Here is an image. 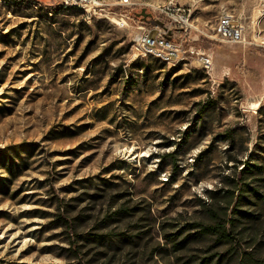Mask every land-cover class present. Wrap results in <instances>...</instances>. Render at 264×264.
I'll use <instances>...</instances> for the list:
<instances>
[{"label": "rangeland", "instance_id": "1", "mask_svg": "<svg viewBox=\"0 0 264 264\" xmlns=\"http://www.w3.org/2000/svg\"><path fill=\"white\" fill-rule=\"evenodd\" d=\"M132 1L190 12L181 59L99 14L0 0V264L264 261V0ZM222 14L247 42L218 39ZM210 211L232 243L195 233Z\"/></svg>", "mask_w": 264, "mask_h": 264}, {"label": "built area", "instance_id": "2", "mask_svg": "<svg viewBox=\"0 0 264 264\" xmlns=\"http://www.w3.org/2000/svg\"><path fill=\"white\" fill-rule=\"evenodd\" d=\"M53 2L65 1V3H78L83 7L85 16L99 14L107 16V19L117 28L134 29L132 42L134 48L142 55H150V51L163 53L165 61L172 58H182L187 51L184 47V36L187 31H191L192 22L187 13H178L171 7V3H165L162 9H147L155 17L163 21L165 29L137 21L133 18V14L127 11H113L111 7L132 8L138 6L141 8L142 3H136L132 0H104V5H97V0H52ZM54 4V3H53ZM184 11V10H183ZM136 21V22H135ZM167 32L169 34L167 35ZM215 35L219 40L232 43L243 44L248 41L242 25L230 19L218 18ZM200 62L207 67L210 59L204 54H200Z\"/></svg>", "mask_w": 264, "mask_h": 264}, {"label": "trees", "instance_id": "3", "mask_svg": "<svg viewBox=\"0 0 264 264\" xmlns=\"http://www.w3.org/2000/svg\"><path fill=\"white\" fill-rule=\"evenodd\" d=\"M244 165H245L244 162H242L241 168L239 170H241L244 167ZM238 173L239 175L237 177V180H239L238 182L239 185L237 188V193L242 190L243 186L241 185L242 182L240 181L244 179V176L242 174L243 171H238ZM240 198H241L240 193L235 195L234 201L232 202V205H234L232 206L233 209H235L236 205L240 202ZM210 213L213 216L212 218L213 223L212 224H203L201 222L194 223L192 227L195 229V233L202 237L211 236L214 238V241L216 243H232V241L234 240V237H233L232 232L227 227V221H225L224 219L218 218V216H216L214 212L212 211H210ZM55 219H57L60 225H62L65 228L69 236L73 237V238H69V242H68L69 249L70 251H72V253L75 256L78 257L79 247L75 243L76 234L73 231L74 230L73 223L70 221V219H68V217L62 210L60 213L56 214ZM237 264H264V261L260 258L255 257L250 252H243L241 256L239 257Z\"/></svg>", "mask_w": 264, "mask_h": 264}, {"label": "bare ground", "instance_id": "4", "mask_svg": "<svg viewBox=\"0 0 264 264\" xmlns=\"http://www.w3.org/2000/svg\"><path fill=\"white\" fill-rule=\"evenodd\" d=\"M58 4H60L64 7L73 8V9H80L83 11V7L79 6L78 3H65V1H58ZM97 5H104V0H97ZM163 7H165V3H162L160 5L155 6L153 9H162ZM188 12H187V17H190L191 14H190V12L189 13ZM104 17L107 18V16H104ZM219 18L220 19H230V15L222 14ZM150 56H154L155 58L166 62L163 53H158L157 51H150ZM177 59H179V58L168 59L167 63L174 62Z\"/></svg>", "mask_w": 264, "mask_h": 264}, {"label": "water", "instance_id": "5", "mask_svg": "<svg viewBox=\"0 0 264 264\" xmlns=\"http://www.w3.org/2000/svg\"><path fill=\"white\" fill-rule=\"evenodd\" d=\"M134 16L135 17L140 16L139 20L146 23V24L160 27L163 30L165 29L163 21L160 20L158 17H155L154 15H152V13L147 11L145 7H141L139 9V11L134 14ZM168 34H169V32H167V35Z\"/></svg>", "mask_w": 264, "mask_h": 264}, {"label": "flooded vegetation", "instance_id": "6", "mask_svg": "<svg viewBox=\"0 0 264 264\" xmlns=\"http://www.w3.org/2000/svg\"><path fill=\"white\" fill-rule=\"evenodd\" d=\"M138 18H140V16Z\"/></svg>", "mask_w": 264, "mask_h": 264}]
</instances>
